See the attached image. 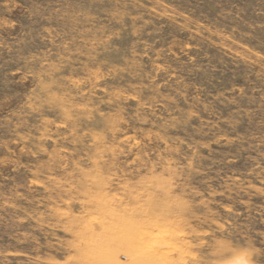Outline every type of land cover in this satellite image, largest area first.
I'll return each mask as SVG.
<instances>
[{"label":"rangeland","instance_id":"1","mask_svg":"<svg viewBox=\"0 0 264 264\" xmlns=\"http://www.w3.org/2000/svg\"><path fill=\"white\" fill-rule=\"evenodd\" d=\"M264 264V0H0V264Z\"/></svg>","mask_w":264,"mask_h":264},{"label":"clouds","instance_id":"2","mask_svg":"<svg viewBox=\"0 0 264 264\" xmlns=\"http://www.w3.org/2000/svg\"><path fill=\"white\" fill-rule=\"evenodd\" d=\"M257 251L252 246H242L237 249L230 264H256Z\"/></svg>","mask_w":264,"mask_h":264}]
</instances>
